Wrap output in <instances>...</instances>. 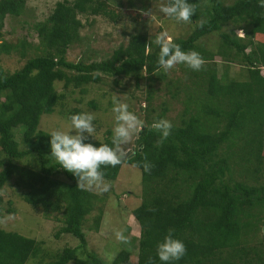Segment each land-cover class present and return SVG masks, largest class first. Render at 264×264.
Returning a JSON list of instances; mask_svg holds the SVG:
<instances>
[{
	"label": "trees",
	"instance_id": "trees-1",
	"mask_svg": "<svg viewBox=\"0 0 264 264\" xmlns=\"http://www.w3.org/2000/svg\"><path fill=\"white\" fill-rule=\"evenodd\" d=\"M188 2L196 7L193 28L186 37L172 41L183 51L200 53L205 64L199 71L180 64L187 72L184 83L165 80L166 74L158 70L157 33H133L105 59H68L70 44L79 39L78 13L114 18L108 0L58 1L45 21L35 23L36 45L25 38L14 44L0 39V52L17 50L19 57L25 58L12 72L0 65V94L4 95L0 102V189L16 176V184L26 189L22 194L26 203L45 213L63 208V225L56 236L68 233L80 241L77 247L63 248L45 264L71 260L105 264L96 253L87 251L82 231L97 196L77 188L73 174L50 156V132L39 128L41 115L54 112L66 96L55 82L84 91L88 84L102 83L108 77H113L114 83L122 77L137 82L143 73L149 79L165 81L166 87L174 85L176 90L168 89L173 97L178 96L179 85L184 84L186 90L182 113L176 123L167 119L173 128L161 146H157L160 134L150 126L166 119L167 107L163 105L151 115L154 108L148 103L144 128L124 163L141 173V202L131 212L139 227L135 264H148L149 258L152 264H162L157 244L169 230L187 248V254L171 264H264V241L249 243L255 232L262 234L260 224H264V8L259 7L260 0ZM25 5L26 0H0V38L5 16H19ZM135 16L139 18V12ZM229 23L232 27L226 30ZM236 28L243 31L242 36ZM212 32L218 34L219 42L209 49L201 37ZM28 47L39 53L28 56ZM216 57L224 64L220 75ZM239 60L246 63L244 71L238 78L229 77V63ZM90 103L96 108V103ZM78 113L80 109L74 108L69 114ZM219 123L222 126L215 131ZM112 135L108 128L103 141L89 137L85 142L111 145ZM145 157L154 165L150 173L143 169ZM27 158L37 165L23 164ZM122 165L102 168L105 179H115ZM236 168L239 179L233 178ZM1 202L0 195V219ZM100 218L95 217V228ZM78 249L85 252L83 259L76 257ZM40 251L36 238L0 227V264H28ZM130 257L129 249H121L108 264H127Z\"/></svg>",
	"mask_w": 264,
	"mask_h": 264
},
{
	"label": "rangeland",
	"instance_id": "rangeland-1",
	"mask_svg": "<svg viewBox=\"0 0 264 264\" xmlns=\"http://www.w3.org/2000/svg\"><path fill=\"white\" fill-rule=\"evenodd\" d=\"M62 0H26L24 10L19 16L6 15L2 27L1 40L6 39L14 44L16 41L25 38L30 44H38V35L34 28L35 23L45 21L51 14L56 3ZM71 1V0H68ZM112 5L114 18L103 14L78 13L77 18L81 21L78 29L79 39L70 44L67 50V57L70 60L82 59L85 61L101 60L108 58L112 51L121 43H126L129 36L136 32L159 35L161 32H167L168 36L186 37L193 23L176 22L174 19L166 17L160 7L169 3V0H108ZM234 0H225V4H231ZM150 14L144 18L143 11L149 10ZM136 11L140 17L136 18ZM232 27L229 23L228 28ZM235 32L242 36L243 31L235 29ZM201 40L209 49H214L219 40L216 32L209 33ZM28 56H34L39 50L27 48ZM249 49H247L248 51ZM218 75L222 73L224 64L218 57ZM25 58H20L17 50L10 52H0V65L6 72H12L23 65ZM246 63L242 60L229 63L228 75L231 78H238L239 73L245 69ZM223 65V67H222ZM162 72H164L162 70ZM165 73V72H164ZM165 80H177L184 83L187 79V72L176 65L169 72L165 73ZM241 76V75H240ZM242 76H246L242 73ZM225 77H227L225 75ZM244 78V79H245ZM240 79V80H244ZM117 83L113 82V77H108L102 83H91L85 86V90L80 88H64L59 81L55 82L58 91L66 95L62 103L56 106L54 112L42 114L40 117L39 128L45 132L56 130L68 131L70 129V112L74 108L80 109L81 113L88 112L95 115L93 121L95 133L93 139L103 141L106 137V130L110 128L113 132L115 126L113 108V97L116 96L120 102L127 103L129 111L135 113L142 121L144 113L147 112V105H151L154 115L162 110L163 105L167 107L165 112L166 119L175 123L178 121L184 108L186 86L179 85L177 97H173L171 91L174 85L166 87L165 81H155L143 77L137 82L132 77L117 78ZM3 94H0V102ZM146 97H149L150 102ZM93 101L97 104L93 108L90 103ZM150 106V107H151ZM146 107V108H145ZM222 123L215 126L218 131ZM21 134V132H19ZM74 134V133H73ZM19 135V134H18ZM135 139V138H134ZM134 139L130 145L132 149ZM264 146V143H263ZM226 150V147L220 148ZM32 158H27L23 164L35 167L37 164ZM22 164V163H21ZM232 168V162H230ZM2 167H0L1 169ZM234 179H239L237 168L233 170ZM57 177L62 175L56 173ZM141 173L135 166L123 164L118 176L113 180H106L110 185V190L103 194L91 190L97 198L93 199V209L85 216L82 231L87 242V251L94 252L101 258L105 264L115 257L121 249H129L131 253L130 260L127 264H135L137 254V239L139 227L132 215V210L141 202ZM26 189L22 185L16 184V176L11 177L0 189L2 197V218L0 227L18 232L27 237H34L40 244V253L37 257L28 259V264H45L54 258V254L60 253L65 247H77L79 239L71 234L65 233L56 236V232L63 225V208L45 213L40 207H32L22 198ZM102 198V199H100ZM6 209H13L12 212ZM101 215L99 226L95 228V217ZM262 234L257 231L249 239L250 244L264 241V224H260ZM127 227H129L127 229ZM123 230L124 235L128 238V243L117 241L115 233ZM85 252L82 249L77 250L76 257L83 259ZM67 264H80L76 260H71Z\"/></svg>",
	"mask_w": 264,
	"mask_h": 264
},
{
	"label": "clouds",
	"instance_id": "clouds-1",
	"mask_svg": "<svg viewBox=\"0 0 264 264\" xmlns=\"http://www.w3.org/2000/svg\"><path fill=\"white\" fill-rule=\"evenodd\" d=\"M259 7L264 8V0H260ZM160 11L178 23H190L195 15L196 7L188 0H169L168 4L160 7ZM142 13L149 15L150 9ZM154 43L159 48L157 68L165 73L178 64H184L193 71L201 70L205 64L200 53L194 50L183 51L179 44L173 43L167 32H161L156 36ZM112 112L115 114V126L111 145L105 143L95 146L85 142L89 137H93L96 131L93 123L96 117L88 112L71 115L68 131L56 130L49 134L51 137L50 156L61 168L73 174L77 180V188L81 190H95L98 194L108 192L110 185L105 182V172L102 168L124 164L131 155L130 145L133 139H139V134L144 128V121L129 111L128 104L120 102L116 96L113 97ZM150 128L160 134L157 146H161L171 135L173 125L169 120L162 118L154 121ZM152 167L154 165L145 157L144 171L150 173ZM115 236L121 243L129 242L123 230L117 231ZM156 251L162 264L179 261L187 254L186 245L174 237L172 230H169L163 241L157 244ZM148 264H152L151 258Z\"/></svg>",
	"mask_w": 264,
	"mask_h": 264
}]
</instances>
